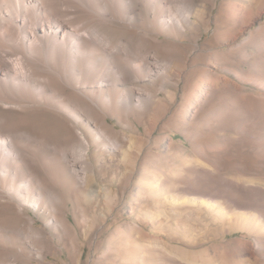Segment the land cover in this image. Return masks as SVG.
<instances>
[{"label": "rangeland", "instance_id": "374dc122", "mask_svg": "<svg viewBox=\"0 0 264 264\" xmlns=\"http://www.w3.org/2000/svg\"><path fill=\"white\" fill-rule=\"evenodd\" d=\"M206 4L197 40L175 45L172 100L161 93L141 123L107 117L125 149L90 147L93 182L83 189L59 181L69 184L59 191L72 200L78 252L30 211L46 254L33 264H264V0H233L226 15L223 0ZM52 161L37 168L60 170ZM253 214V232L237 229ZM20 244L8 240L0 251Z\"/></svg>", "mask_w": 264, "mask_h": 264}, {"label": "bare ground", "instance_id": "6f19581e", "mask_svg": "<svg viewBox=\"0 0 264 264\" xmlns=\"http://www.w3.org/2000/svg\"><path fill=\"white\" fill-rule=\"evenodd\" d=\"M201 1L0 0V246L11 239L21 243L17 253L0 251V264L46 257L30 211L45 214L78 252L79 227L68 218L72 200L59 191L69 184L59 181L85 188L93 182L90 147L124 148L107 117L141 123L139 114L161 103V93L172 100L170 89L181 77L171 74L181 63L175 45L197 40L209 12V0ZM231 2L223 0V14ZM54 159L60 170L40 172ZM223 209L216 212L220 217L227 215ZM82 221L89 222L86 216ZM253 222L254 214L237 229L251 233ZM20 254L29 258L22 261Z\"/></svg>", "mask_w": 264, "mask_h": 264}]
</instances>
